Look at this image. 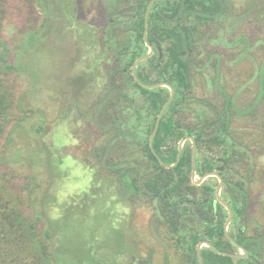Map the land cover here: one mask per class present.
Returning a JSON list of instances; mask_svg holds the SVG:
<instances>
[{
  "label": "trees",
  "instance_id": "16d2710c",
  "mask_svg": "<svg viewBox=\"0 0 264 264\" xmlns=\"http://www.w3.org/2000/svg\"><path fill=\"white\" fill-rule=\"evenodd\" d=\"M150 2L108 0L105 3L104 0H93L89 4L88 0H0V142L5 140V146L12 149L14 156L17 155L14 165L23 169L24 180L23 186L18 187L5 175L0 176V264L104 262L102 253L106 247H100L98 237L86 234L84 229L80 232L75 229L74 216L77 212L89 211L88 205L79 208L72 202L60 204L52 190L53 184L67 173L62 169L64 161L59 150L45 140L47 111L52 109L55 113L61 107L83 125V134H87L88 127L79 116L83 115L88 120L95 112V125L110 138L101 153L100 164L117 176L123 201L127 198L129 202L136 197L151 200L165 231L179 246H186L182 252L186 254L188 264H200L197 250L200 242H208L221 252L239 255V249L225 233L227 216L223 212L225 207L217 202L216 188L205 185L201 197L197 195L198 188L192 182V148L184 151L174 168L165 167L177 163L179 145L186 137L194 138L197 143V173L200 176L215 172L218 161L217 157L203 153V147L226 146L224 157L231 162L235 147L226 115L221 114L220 120L209 124L208 129L185 126L178 119L191 100V66L198 39L205 36L203 29L210 23L227 18L226 12L231 9V4L227 0H156L150 11L148 41L154 47V54L137 67V77L147 86L167 83L175 90V98L166 110L154 140V150L163 165L151 149L150 139L171 91L166 87H144L133 75L136 61L150 52L144 38ZM89 5L103 24L101 30L107 46L102 45L101 50L100 32L82 22L90 12ZM36 8L43 18L41 27H31L21 47L12 49L3 34L4 22L14 10L27 15L33 10L35 12ZM21 18H25L24 15ZM57 44L72 50L69 59L72 69L63 76L54 70V65L45 66L44 70L38 61L43 51ZM88 55L96 56L95 62L84 71H78ZM36 58L37 61L33 60ZM30 60L35 62L31 65ZM110 63L114 67L109 79L113 85L103 97L98 98L91 90L100 84L99 68L109 67ZM45 71L46 75H43ZM14 75L29 76L39 87L35 92L40 101H43L45 86L49 97L52 96L53 105L48 108L45 103L36 104L31 94L18 96L9 81ZM260 78L264 89L263 73ZM263 98L264 94L260 100ZM228 106L232 103H227ZM15 109L22 116L11 123L9 115ZM113 111H117L116 116L112 115ZM100 116L108 117L105 126L101 125ZM128 140L139 142L143 149L141 171H137L131 162L111 163L107 159L116 142ZM38 167L42 168L40 173L36 172ZM40 174L46 177L41 179ZM221 175L225 182L224 191L235 212L232 227L239 228L232 237L248 251V257L236 259L204 247V263L264 264V234L249 236L239 225L248 206L249 195L238 186L239 194H235L233 183L226 174L222 172ZM97 194H94V203ZM197 205H200L202 219L195 211ZM54 208L60 209L62 215L52 216ZM118 234L121 237V233ZM122 244L118 257L128 256L131 261L139 259L140 264H155V249H150L148 256L143 257L128 235ZM118 245L121 246V242ZM165 259L166 264H170L169 258ZM118 264L123 263L119 260Z\"/></svg>",
  "mask_w": 264,
  "mask_h": 264
},
{
  "label": "rangeland",
  "instance_id": "374dc122",
  "mask_svg": "<svg viewBox=\"0 0 264 264\" xmlns=\"http://www.w3.org/2000/svg\"><path fill=\"white\" fill-rule=\"evenodd\" d=\"M107 1L104 0L105 3ZM227 1L232 6V10L226 12L227 18L210 23L203 29L205 36L198 39L191 66V100L186 103L178 119L183 125L196 129H208L209 124L220 120L221 114L230 120L235 158L229 162L230 170L226 177L233 183L235 194H239L236 189L238 186L244 188L249 195V203L239 225L243 226L247 235L255 236L264 234V98L260 100V96L264 94L260 78V74H264V0ZM88 2L91 4L93 0ZM87 8H90V12H87L82 22L92 26L95 32H100L98 39L103 43L99 46L101 50L103 46H107L101 30L103 24L97 20V12L90 5ZM230 11L231 15L228 16ZM20 14L14 10L13 15L4 22L3 34L12 49L21 47L31 27L39 29L43 23L37 8L30 14L23 13V19ZM69 51L63 45L50 47L47 51H41L39 64L43 69L54 65V70L61 72L63 76L72 69L69 61L72 50L70 54ZM98 55L99 53L96 56ZM96 56L88 55L78 71L82 72L93 64ZM33 60L37 61V58ZM35 61L29 62L32 65ZM113 69V63L109 67L99 68L102 77L100 84L91 90L97 94L96 97H103L112 87L109 79ZM43 75H46V71ZM9 81L18 96L31 94L35 99L34 103H45L44 106L48 108L53 105L52 96L49 97L45 86L41 97L43 101L38 100L35 91L39 87L29 76L14 75ZM229 102L232 106L227 107ZM236 110L248 113L243 115ZM47 112L45 140L59 150L64 161L62 169L67 173L57 184H53L52 190L56 192L60 204L72 202L79 208L84 204L88 205L89 211L77 212L74 216L75 229L77 232L84 229L90 236L96 235L100 247H106L102 253L104 262L100 264H118L119 260L123 264H140L139 259L131 261L132 258L128 256L118 257L127 235L135 241L133 246L139 249L143 257L148 256L150 249L156 250L155 264H166L165 257L169 258L170 264H188L186 254L180 252L186 246L170 242V236L162 226V220L151 200L136 197L129 202L127 198L123 201L117 176L100 164L101 153L110 138L108 133L95 125V112L91 113L88 120L83 115L79 116L80 121L88 127L87 134H83V125L79 124L76 117L68 114L66 108L61 107L55 113L52 109ZM116 114L117 111L112 112V115ZM21 116L19 110H12L9 115L11 123ZM107 121V116H100L101 125L105 126ZM136 124L139 122L136 121ZM5 143V140L0 142V176L5 175L12 184L21 187L24 184L21 173L23 169L14 165L17 163V155L14 156L12 149L6 147ZM191 148V143L187 142L185 149ZM202 152L218 157L226 152V146L203 147ZM143 158L139 142L128 140L116 142L107 159L111 163L131 162L137 171H141ZM40 171L42 168L38 167L36 172ZM39 176L41 179L46 177L41 174ZM207 182L214 187L219 183L215 178H207ZM95 193L98 194L94 203ZM51 215L58 217L62 212L54 208ZM238 230L237 227L230 229L232 234L238 233ZM120 242L121 246L118 245ZM238 253L243 254L241 250Z\"/></svg>",
  "mask_w": 264,
  "mask_h": 264
},
{
  "label": "water",
  "instance_id": "95a60500",
  "mask_svg": "<svg viewBox=\"0 0 264 264\" xmlns=\"http://www.w3.org/2000/svg\"><path fill=\"white\" fill-rule=\"evenodd\" d=\"M156 0H151L149 6H148V9H147V13H146V31H145V35H144V38H145V41L147 43V46L150 48V52L148 55L140 58L139 60L136 61L135 65H134V68H133V75H134V78L135 80L141 84L142 86L144 87H147V88H150V89H155V88H159V87H166V88H169L170 91H171V96H170V99L168 100V102L166 103V105L164 106V108L162 109L161 113L159 114V117L157 119V123H156V127H155V130L151 136V139H150V146H151V149L153 150V152L155 153V155L157 156L155 150H154V140H155V137L159 131V127H160V124H161V121H162V118L166 112V110L168 109V107L172 104L174 98H175V90L172 88L171 85L167 84V83H161V84H157V85H153V86H147L145 84H142L138 77H137V67L144 61H147L148 59H150L153 54H154V47L149 43L148 41V30H149V23H148V19H149V15H150V11L152 9V7L154 6ZM187 140H191L192 143H193V180H196V175H197V163H196V154H197V143L195 141L194 138L192 137H187L186 139H184L181 144H180V148H179V156H178V161L175 165L173 166H169V165H165L162 160L158 157V159L161 161V163L163 165H165L166 168L168 169H171V168H174L180 161L181 157H182V153H183V147H184V144L186 143ZM208 176H216L220 179V186L218 188V199L219 201L222 202V204L224 206H226L230 212V218L229 220L227 221V224H226V227H225V232H226V235L228 237V239L239 249L243 252V255H236V254H230V253H224V252H221L219 251L215 246H213L212 244L208 243V242H200L199 245H198V255H199V260H200V264H205L204 263V259H203V256H202V249L204 246H207L215 251H217L220 255H224V256H230V257H233V258H236V259H242V258H247L248 257V251L243 248L241 245H239L232 237L231 235L229 234V231H228V227L229 225L232 223L233 221V218H234V214H233V211L231 209V207L229 206V204H227L225 201L222 200L221 198V190L223 188V179L221 177L220 174L218 173H212ZM203 181V180H202ZM200 181V183L202 182Z\"/></svg>",
  "mask_w": 264,
  "mask_h": 264
},
{
  "label": "flooded vegetation",
  "instance_id": "af4514ba",
  "mask_svg": "<svg viewBox=\"0 0 264 264\" xmlns=\"http://www.w3.org/2000/svg\"><path fill=\"white\" fill-rule=\"evenodd\" d=\"M230 3V2H229ZM231 4V3H230ZM231 6V5H230ZM231 9H228V10H232V6L230 7ZM229 15H231V11L229 12ZM187 138V137H186ZM185 138V139H186ZM184 140V139H183ZM182 140V141H183ZM181 141V142H182ZM187 142H189V143H191L192 144V154H193V143H192V141L191 140H187L186 141V143ZM186 143L184 144V147H183V153H184V151H186L187 149H185V146H186ZM181 144V143H180ZM179 148H180V145H179ZM197 150H198V148H197ZM183 153H182V156H183ZM198 154V153H197ZM197 154H196V163H197V160H198V156H197ZM224 154H226V152L224 153ZM224 154H222V155H220V156H218L217 157V159H218V161L216 162V164H215V172H213V173H218V174H220L221 175V173L223 172L224 174H226L227 175V173L229 172V170H230V168H229V166H230V163L229 162H227L226 161V158L224 157L225 155ZM232 154V159H231V161L235 158L234 156H233V153H231ZM178 156H179V151H178ZM212 155L210 154V157H211ZM213 157H216V156H213ZM192 161H193V157H192ZM210 174H212V173H209V174H206L205 176H200L198 173H197V175H196V180H193V172H192V182H193V184L198 188L197 189V191H198V194L197 195H200V196H198L199 198L201 197V194L203 193V187L205 186V185H211V186H213L211 183H209V182H207L206 183V179L207 178H215V179H217L218 180V186L217 187H215L216 188V199H217V202L219 203V204H221L223 207H225V210H223V212H224V214L227 216V220H226V223H225V227H226V224H227V221L229 220V218H230V212H229V210H228V208L226 207V206H224L223 204H222V202L221 201H219V199H218V188H219V186H220V179L218 178V177H216V176H208V175H210ZM221 177H222V175H221ZM199 178V181H197V179ZM222 179H223V182H224V178L222 177ZM203 180V181H202ZM200 181H202L201 183H200ZM224 184H225V182H224ZM224 184H223V188H222V190H221V198H222V200L223 201H225L227 204H229V206L231 207V209H232V211H233V214H234V218H233V221H234V219H235V212H234V209L232 208V206L230 205V203H229V197H228V195H227V193L224 191ZM225 195H227V197H225ZM195 211H196V213L200 216V219H202L203 218V216L201 215V210H200V205H197L196 207H195ZM233 221H232V223H233ZM232 223L229 225V227H228V231H229V234L231 235V237H232V232L230 231V229H232L233 227H232ZM226 233V232H225ZM170 236V235H169ZM233 238V237H232ZM234 239V238H233ZM169 240H170V242H175V239H172L171 238V236L169 237ZM176 243V242H175ZM171 246H172V243L170 244ZM205 247V246H204ZM203 247V248H204ZM207 247V246H206ZM209 248V247H208ZM198 249V248H197ZM182 254H183V252L182 251H180ZM239 255H243V254H239Z\"/></svg>",
  "mask_w": 264,
  "mask_h": 264
}]
</instances>
